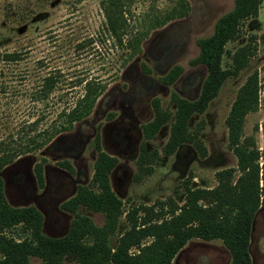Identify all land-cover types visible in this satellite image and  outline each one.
I'll use <instances>...</instances> for the list:
<instances>
[{
  "label": "rangeland",
  "instance_id": "obj_1",
  "mask_svg": "<svg viewBox=\"0 0 264 264\" xmlns=\"http://www.w3.org/2000/svg\"><path fill=\"white\" fill-rule=\"evenodd\" d=\"M187 1L189 14L149 30L141 52L134 55L107 35L102 0H0V158L15 155L0 171V178L12 207L32 206L42 213L46 236L58 238L69 232L74 216L61 205L80 186H91L98 134L104 151L118 161L110 176L112 188L123 202L117 236L129 229L126 213L134 207H160L165 202L183 205L185 182L191 178L194 188L216 187L218 172L237 169L226 120L240 88L256 72L261 84L259 107L246 117L242 140L255 143L262 156L260 164H264V0L259 16L245 21L239 40L227 45L229 55L223 60V67L232 69V56L250 45L248 65L224 84L203 115H195L190 122L192 130H201L207 157H200L191 145L165 156L171 124L155 138L144 139L142 127L154 118V99L174 111V92L189 100L198 98L207 76L204 66L191 64L200 52L198 42L212 36L218 20L235 6V0ZM129 2L132 12L126 17L135 33H145L152 18L164 16L176 5L175 0ZM6 55H16L17 60ZM175 66L183 68L182 76L174 85H164L161 79ZM49 75H61V80L42 97V83ZM91 81L106 87L92 114L37 148L44 140L42 133L62 122L61 113L75 106ZM143 143L151 155L146 165L152 167L151 173L139 162ZM41 163L44 187L35 175V167ZM79 214L99 227L106 222L103 214L86 208ZM10 235L16 239L27 236L20 227ZM117 236L111 239L113 247ZM250 250L254 264H264V209L255 218ZM32 263L40 261L32 259ZM65 264L79 263L67 258ZM174 264H231V255L220 240L194 239Z\"/></svg>",
  "mask_w": 264,
  "mask_h": 264
},
{
  "label": "trees",
  "instance_id": "obj_2",
  "mask_svg": "<svg viewBox=\"0 0 264 264\" xmlns=\"http://www.w3.org/2000/svg\"><path fill=\"white\" fill-rule=\"evenodd\" d=\"M175 1L170 12L149 21L150 27L145 33H135L129 28L126 17L132 12L129 0H102L106 33L117 45L136 55L141 52L149 30L189 14L187 0ZM260 9L261 0H235L233 10L216 23L213 35L199 40L200 52L191 64L204 66L207 76L197 99L189 100L174 92L171 96L174 111L163 108L157 98L152 101L154 118L142 127L143 136L146 141L151 140L171 124L169 140L163 149L165 156L174 155L184 145H191L200 157H207L201 130H192L190 122L195 115H203L219 96L224 84L237 77L248 65L252 54L250 45L232 56V69L224 68L223 60L229 55L227 45L239 40L244 22L257 18ZM5 58L17 60L16 55H6ZM182 74L183 68L175 66L161 82L172 86ZM60 80L61 75L46 77L40 91L42 97L48 96ZM105 90L100 83L87 82L85 95L72 109L61 113L62 122L42 133L44 140L36 145L37 148L88 118ZM260 92L256 72L240 88L226 120L229 147L237 157V169L218 172V184L212 189L194 188L193 178L186 181L185 202L181 206L165 202L160 203V207L132 208L126 213L129 229L120 236L117 232L124 215L123 202L115 194L110 178L118 161L104 151L100 134L95 139L97 159L91 186H80L77 194L61 205L64 212L74 216L69 232L63 237L54 238L43 233L44 217L35 207H12L0 178V264H33L32 259H38L39 264H65L67 258L79 264H174L177 255L194 239L220 240L231 255V264H254L250 247L255 218L264 209V164H260L262 156L255 143L242 138L246 117L258 111ZM14 156L0 158V171L14 161ZM150 159L143 143L140 165L146 167ZM62 166L72 170L68 163H62ZM145 170L147 173L153 171L152 167ZM35 175L39 186L44 187L43 163L35 167ZM81 208L103 214L105 224L102 227L95 225L89 217L79 214ZM19 227L27 236L16 239L10 234ZM116 236L113 247L111 239Z\"/></svg>",
  "mask_w": 264,
  "mask_h": 264
}]
</instances>
